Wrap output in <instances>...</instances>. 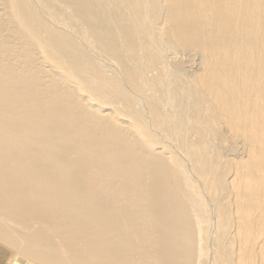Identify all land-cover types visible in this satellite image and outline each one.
Masks as SVG:
<instances>
[{
	"label": "bare ground",
	"instance_id": "obj_1",
	"mask_svg": "<svg viewBox=\"0 0 264 264\" xmlns=\"http://www.w3.org/2000/svg\"><path fill=\"white\" fill-rule=\"evenodd\" d=\"M0 264H264V0H0Z\"/></svg>",
	"mask_w": 264,
	"mask_h": 264
}]
</instances>
